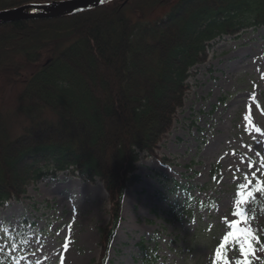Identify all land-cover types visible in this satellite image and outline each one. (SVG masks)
Returning <instances> with one entry per match:
<instances>
[{
    "label": "trees",
    "instance_id": "16d2710c",
    "mask_svg": "<svg viewBox=\"0 0 264 264\" xmlns=\"http://www.w3.org/2000/svg\"><path fill=\"white\" fill-rule=\"evenodd\" d=\"M55 1L66 0H0V11ZM260 27L264 0H112L66 18L0 24V79H24L20 97L31 120L16 134L0 114V208L65 172L99 180L111 219L99 229L94 264H108L124 194L141 181L142 154L168 161L159 146L184 107L193 68L208 61L210 44Z\"/></svg>",
    "mask_w": 264,
    "mask_h": 264
},
{
    "label": "rangeland",
    "instance_id": "374dc122",
    "mask_svg": "<svg viewBox=\"0 0 264 264\" xmlns=\"http://www.w3.org/2000/svg\"><path fill=\"white\" fill-rule=\"evenodd\" d=\"M210 45L159 146L168 161L141 156V181L124 194L108 264H264V212L256 204L264 187V27ZM24 88V79H0V114L16 134L31 123ZM110 210L99 180L65 172L32 185L22 201L0 208V264H94Z\"/></svg>",
    "mask_w": 264,
    "mask_h": 264
},
{
    "label": "water",
    "instance_id": "95a60500",
    "mask_svg": "<svg viewBox=\"0 0 264 264\" xmlns=\"http://www.w3.org/2000/svg\"><path fill=\"white\" fill-rule=\"evenodd\" d=\"M112 0H105L101 3V0H66L55 1L51 3H44L39 5H45L42 10L33 12L29 6L35 4H26L22 7L11 8V10L0 11V24H11L22 21H34V20H56L66 18L70 15H76L78 13L87 12L91 9L101 8ZM80 9V11H78Z\"/></svg>",
    "mask_w": 264,
    "mask_h": 264
},
{
    "label": "snow or ice",
    "instance_id": "6c2138e0",
    "mask_svg": "<svg viewBox=\"0 0 264 264\" xmlns=\"http://www.w3.org/2000/svg\"><path fill=\"white\" fill-rule=\"evenodd\" d=\"M103 2H105V0H101V3H103ZM29 7L35 13V12H38V11L42 10V8L45 7V5L33 4V5L29 6ZM78 11H80V9H78ZM245 119H247V117H245ZM257 131H259V129H257ZM245 179H247V177H245ZM241 187H244V185H241ZM249 195H251V193H249ZM237 203L239 204L240 201H238ZM234 214L238 215V216H243V212L242 211H237ZM233 227H235V224H233ZM229 235H232V234H229ZM227 239H228V237H225V241H227ZM220 247L223 248L224 245L221 244ZM251 250H252L251 244L248 243L247 244V251H251ZM241 251L245 252V254H247V251H245V248H244L243 245L241 246ZM216 256H217V258H219V256H220V252L219 251H217Z\"/></svg>",
    "mask_w": 264,
    "mask_h": 264
}]
</instances>
